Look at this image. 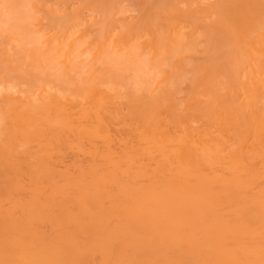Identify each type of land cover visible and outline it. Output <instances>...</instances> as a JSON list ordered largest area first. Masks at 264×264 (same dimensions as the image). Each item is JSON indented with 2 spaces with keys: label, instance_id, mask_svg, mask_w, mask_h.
<instances>
[{
  "label": "bare ground",
  "instance_id": "bare-ground-1",
  "mask_svg": "<svg viewBox=\"0 0 264 264\" xmlns=\"http://www.w3.org/2000/svg\"><path fill=\"white\" fill-rule=\"evenodd\" d=\"M0 264H264V0H0Z\"/></svg>",
  "mask_w": 264,
  "mask_h": 264
}]
</instances>
